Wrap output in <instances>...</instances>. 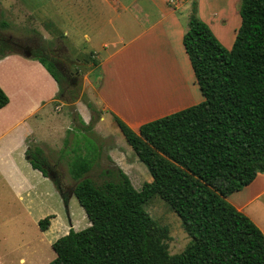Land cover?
Here are the masks:
<instances>
[{
	"label": "trees",
	"instance_id": "1",
	"mask_svg": "<svg viewBox=\"0 0 264 264\" xmlns=\"http://www.w3.org/2000/svg\"><path fill=\"white\" fill-rule=\"evenodd\" d=\"M189 2L182 44L203 99L142 123L137 131L113 116L151 180L136 189L116 168L96 184L83 176L92 164L75 158L69 165L72 192L90 224L55 239V256L46 264H264V234L226 199L264 172V0H239L240 24L230 48L197 16L196 0ZM16 50L21 48L0 36V57ZM37 55L31 57L58 82L56 98L66 102L73 88L62 85L52 60L45 63ZM7 102L0 87V108ZM26 156L67 202L43 149L30 145ZM155 195L190 236L178 253H169L163 230L144 209ZM48 224L49 216L38 221L40 230Z\"/></svg>",
	"mask_w": 264,
	"mask_h": 264
},
{
	"label": "crops",
	"instance_id": "2",
	"mask_svg": "<svg viewBox=\"0 0 264 264\" xmlns=\"http://www.w3.org/2000/svg\"><path fill=\"white\" fill-rule=\"evenodd\" d=\"M104 1L115 6L114 18H72V23L78 26L74 28L82 29L83 36L93 45V40L100 36L97 35L100 33L98 31L108 23H111L116 35L111 37L112 40L101 39L98 47L94 46L101 48L102 53L92 52L98 61L95 64L98 74L95 76L96 85L91 81L89 85L93 86L91 88H94L100 103L97 118L102 120L103 112H109L112 117L116 115L137 131L142 123L200 102L203 96L182 44L188 22L184 25L177 12V7L186 0ZM145 4L152 5L155 13L145 8ZM196 5L197 16L208 24L214 35L218 36L216 32L222 33L219 34L222 43L230 48L240 24V16L235 26L220 21L225 22L231 14L236 16L234 6L229 0H196ZM230 31L232 34L229 36ZM31 55L25 56L22 51L16 50L0 57V87L8 96V102L0 108V178L1 184L5 185L6 199L20 202L21 210L26 215L31 205L35 204L34 199L40 201L36 205L45 209L41 214L49 216L48 227L41 230V237L51 247L52 242L66 234L69 228L79 230L83 224L88 226L90 221L88 219L85 223L82 218V221L70 220L67 224L57 217L55 208L49 203L44 206L46 196L60 197V192L50 177L31 167L26 156L28 146L41 147L37 134L49 104L60 108L65 102L56 98L58 82ZM89 101L93 102L91 96ZM72 103L78 125L85 128L90 124L92 110L79 99ZM31 118L37 122L30 124ZM116 152L114 150L108 156L122 170ZM42 186L44 190L39 189ZM72 195L73 192L68 195L67 202ZM226 198L238 210L250 216L264 234V172L258 173L249 184ZM8 203L10 201H6ZM253 208L260 210V217L253 213L250 215Z\"/></svg>",
	"mask_w": 264,
	"mask_h": 264
},
{
	"label": "rangeland",
	"instance_id": "3",
	"mask_svg": "<svg viewBox=\"0 0 264 264\" xmlns=\"http://www.w3.org/2000/svg\"><path fill=\"white\" fill-rule=\"evenodd\" d=\"M122 1L128 3L130 0ZM229 2L237 14H231L225 22L220 23L229 22V26H235L236 22L239 23V0ZM145 8H150L151 12L155 13L152 5L145 4ZM177 10L179 19L187 25L191 13L190 2L183 1ZM114 14L115 6L104 0H0V36L9 42L17 41L28 45L41 59L52 60V68L56 69L62 85L73 88L72 95L76 96L72 98V95L66 93L67 101L60 108H54V104L50 103L47 115L41 118L42 123H39L41 126L37 134L51 174L59 179L61 188L68 195L75 184L69 170V165L75 158H86L85 160L92 164L83 176H88L94 183L100 184L108 178L107 173L114 172L117 168L113 159L108 156V153L114 150H117L115 154L120 157V160H117L122 170L136 189H140L143 182L151 180L146 166L139 161L125 141L110 113L103 112L102 120L97 118L100 103L94 88L89 85L90 81L96 85L95 76L98 74V67L95 65L98 61L92 52H103L101 48L94 47H98L99 40H112L111 37H116L111 23L98 31L100 33L97 35L100 36L93 40L94 45L83 36V30L75 29L74 27L78 26L72 23L74 17H97L107 20L114 18ZM2 20L7 23L5 26L1 25ZM216 33L218 41L224 46L222 38L219 37L222 33ZM230 34L231 31L229 36ZM47 60L45 63H48ZM89 96L93 102L89 101ZM76 99L83 104L89 101L93 107H88L92 110V118L85 128L78 125V116L72 103ZM29 122L33 124L37 121L31 118ZM13 154L17 156L15 152ZM1 183L0 178V264H46L55 253L41 237L43 234L38 226V221L46 216L41 214L45 209L36 205L40 204V201L35 198V204L31 205L29 214L26 215L21 210L20 202L6 199L3 190L5 185ZM39 189L44 190V187ZM43 200L44 206L49 203L55 208L57 217L67 224L70 220L82 221V218L85 223L88 222L85 211L74 195L69 202H64L61 194L60 197L46 196ZM6 201L10 203L6 204ZM144 209L163 230L169 253L180 252L190 240V236L183 229L180 218L170 205L155 195L145 202ZM252 213L259 217L261 214L260 210L255 208L250 211L251 216ZM84 227L85 224L82 228Z\"/></svg>",
	"mask_w": 264,
	"mask_h": 264
},
{
	"label": "flooded vegetation",
	"instance_id": "4",
	"mask_svg": "<svg viewBox=\"0 0 264 264\" xmlns=\"http://www.w3.org/2000/svg\"><path fill=\"white\" fill-rule=\"evenodd\" d=\"M15 43L16 46H19L21 48V51L24 49V48H28L29 49V46L28 45H23L21 44L20 42H17V41H13ZM30 51L33 53L32 49H30ZM72 80V78H70V81Z\"/></svg>",
	"mask_w": 264,
	"mask_h": 264
},
{
	"label": "water",
	"instance_id": "5",
	"mask_svg": "<svg viewBox=\"0 0 264 264\" xmlns=\"http://www.w3.org/2000/svg\"><path fill=\"white\" fill-rule=\"evenodd\" d=\"M22 53H23L25 56H30V55H31V51H30V49H28V48H24V49L22 50Z\"/></svg>",
	"mask_w": 264,
	"mask_h": 264
}]
</instances>
